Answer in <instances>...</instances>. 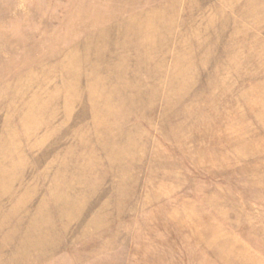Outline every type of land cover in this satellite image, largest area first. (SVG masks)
<instances>
[{
    "label": "rangeland",
    "instance_id": "1",
    "mask_svg": "<svg viewBox=\"0 0 264 264\" xmlns=\"http://www.w3.org/2000/svg\"><path fill=\"white\" fill-rule=\"evenodd\" d=\"M0 264H264V0H0Z\"/></svg>",
    "mask_w": 264,
    "mask_h": 264
}]
</instances>
